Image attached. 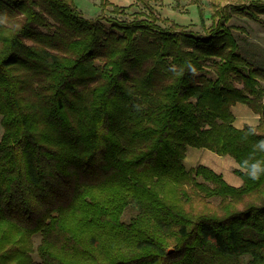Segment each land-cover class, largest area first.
<instances>
[{
    "label": "trees",
    "instance_id": "trees-1",
    "mask_svg": "<svg viewBox=\"0 0 264 264\" xmlns=\"http://www.w3.org/2000/svg\"><path fill=\"white\" fill-rule=\"evenodd\" d=\"M136 1L121 19L105 8L132 3L0 0V264H264V176L240 167L264 139V70L227 24L264 0L215 5L205 33ZM237 102L256 125H234ZM188 146L232 156L242 183L188 169Z\"/></svg>",
    "mask_w": 264,
    "mask_h": 264
},
{
    "label": "rangeland",
    "instance_id": "rangeland-1",
    "mask_svg": "<svg viewBox=\"0 0 264 264\" xmlns=\"http://www.w3.org/2000/svg\"><path fill=\"white\" fill-rule=\"evenodd\" d=\"M151 6L155 8L160 17H166L170 14L175 17L180 24H184L187 29L205 33L211 26V15L214 11L215 5L222 6L231 4L236 0H147ZM79 6L88 5L91 11L87 14H83L85 17H95L101 12L100 0H77ZM99 3V4H98ZM235 3V2H234ZM98 4V9H97ZM111 6L108 5L105 8L106 14L115 16L121 19H132L138 16L145 10L144 4L140 1L134 0L131 6L125 8L121 13H111ZM203 14V22L200 18L199 10ZM82 11V10H81ZM166 15V16H165ZM261 18H251L247 15H238L231 12V19L227 24L234 32V36L238 41L240 54L250 63L251 67L264 70V14L259 15ZM168 18L170 21H176L173 18ZM161 25H168L169 23L158 21ZM263 80V79H262ZM261 83L264 84V81ZM239 108L234 110V114L237 119H242L241 126L244 125H256L260 114L252 110L244 103H240ZM235 119V118H234ZM1 125V123H0ZM2 126H0V138L2 135ZM187 158L185 165L188 169L195 168L198 164H204L211 169L223 174L224 179L232 185H240L242 179L234 173V169L239 165L235 159L227 154L219 155L206 148H198L194 146L187 147ZM213 201H217L218 198H212ZM137 204L132 201L131 204L125 209L123 213L124 219H129L133 214L137 212ZM40 236H33L34 245L39 243ZM33 256L37 258L36 253L33 252Z\"/></svg>",
    "mask_w": 264,
    "mask_h": 264
},
{
    "label": "clouds",
    "instance_id": "clouds-1",
    "mask_svg": "<svg viewBox=\"0 0 264 264\" xmlns=\"http://www.w3.org/2000/svg\"><path fill=\"white\" fill-rule=\"evenodd\" d=\"M248 134L254 135L255 128L250 129ZM253 149L249 157L240 163V167L251 180L258 181L264 176V159H257L256 152L264 153V139L258 140Z\"/></svg>",
    "mask_w": 264,
    "mask_h": 264
},
{
    "label": "crops",
    "instance_id": "crops-1",
    "mask_svg": "<svg viewBox=\"0 0 264 264\" xmlns=\"http://www.w3.org/2000/svg\"><path fill=\"white\" fill-rule=\"evenodd\" d=\"M111 3H114V4H117V5H123V6H125V5H129V4H131V3H133V1L134 0H109ZM75 2H76V5L78 6V8L80 9V10H82V13L83 14H87L88 13V11H91L92 12V9L88 6V5H83L82 7H80L79 6V3L77 2V0H75ZM99 4V3H98ZM98 4H97V9H98ZM166 16V15H165ZM89 17H92V16H89ZM166 17H168V18H171L172 16L170 15V14H167V16ZM174 20H176L175 22H178L179 20H177L175 17H172ZM239 103L237 102V103H235L234 105H232V107H231V110H232V112H234V110L238 107L239 108V105H238ZM234 114V113H233ZM234 117H236V115L234 114ZM243 121H242V119H237V117L234 119V125L235 126H237V127H242L241 126V123H242ZM186 158H187V152H186ZM186 158H185V160H186Z\"/></svg>",
    "mask_w": 264,
    "mask_h": 264
},
{
    "label": "water",
    "instance_id": "water-1",
    "mask_svg": "<svg viewBox=\"0 0 264 264\" xmlns=\"http://www.w3.org/2000/svg\"><path fill=\"white\" fill-rule=\"evenodd\" d=\"M171 251V250H170Z\"/></svg>",
    "mask_w": 264,
    "mask_h": 264
}]
</instances>
